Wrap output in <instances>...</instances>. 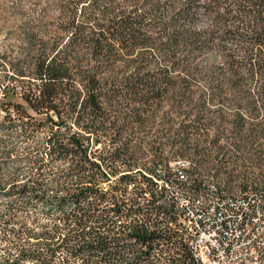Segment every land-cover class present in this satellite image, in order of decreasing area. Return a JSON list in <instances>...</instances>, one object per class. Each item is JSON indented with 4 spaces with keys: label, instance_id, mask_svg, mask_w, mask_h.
<instances>
[{
    "label": "trees",
    "instance_id": "obj_1",
    "mask_svg": "<svg viewBox=\"0 0 264 264\" xmlns=\"http://www.w3.org/2000/svg\"><path fill=\"white\" fill-rule=\"evenodd\" d=\"M144 2L61 0L58 34L46 35L50 45L38 47L41 31L30 22L21 29L22 56L4 67L27 81L23 104L0 96V107L5 121L26 122L1 124L0 131L20 132L16 139L41 132L42 122L28 123L32 114L49 127L42 144L27 143L21 154L17 141L0 140V198L9 202L0 212V264H198L177 202L157 190L156 166L120 173L114 165L128 167L130 138L123 134L153 115V106L172 101L175 117L184 119L170 142L177 150L190 136L206 139L213 130L216 150H228L229 144L217 146L227 135L232 150H264V0ZM132 57L116 77L115 65ZM123 104L135 106L110 117L108 107ZM215 105L235 112L207 109ZM227 117L228 128L210 127ZM68 121L76 132L65 133ZM106 137L114 150L91 153ZM20 164L29 170L25 181L1 180L21 176ZM116 174L115 184L100 187ZM53 178L60 186L49 197L45 183ZM37 202L44 221L31 217Z\"/></svg>",
    "mask_w": 264,
    "mask_h": 264
},
{
    "label": "rangeland",
    "instance_id": "obj_2",
    "mask_svg": "<svg viewBox=\"0 0 264 264\" xmlns=\"http://www.w3.org/2000/svg\"><path fill=\"white\" fill-rule=\"evenodd\" d=\"M123 1L124 0H120V2ZM133 1L137 2V6H141L145 3L144 0ZM148 1L151 2V0ZM60 4L61 0H0V95L1 97L3 96L5 102L12 101L23 104L20 97L12 94V92L15 91V88L23 89L24 86H26L27 81L10 77V74H15V72L10 70L7 73V69L5 70L4 67L7 63L14 64L22 56L21 52L24 48V40L21 36V29L26 23L30 22L34 27V30L39 29L41 31L38 47L42 45H50L46 35H48V32L50 31L53 32V35L58 34L56 27L62 22L59 17ZM131 5H133V3H130V6ZM57 42L58 45L60 44L57 50H64L63 47L64 43H66V38ZM139 53L141 52H134L135 55H138ZM122 54H125L124 51L121 52V55ZM128 60H133V57L131 59L124 58L122 63L120 62L115 65L114 74H116V77L120 76L122 71L124 73V71L127 72L129 70L124 68V65ZM35 85H37V82L32 81V87ZM4 87L11 91L5 90L1 93ZM1 102L0 99V106ZM134 106V104H131L127 107L123 104L118 107H108L107 111L112 118H115L117 113L118 117H122ZM207 109L210 111L220 110L225 113L235 112V109L232 107L217 105L207 106ZM115 110H118V112H115ZM188 110H190V108ZM152 111H154V114L146 118L141 126L132 125V128L123 134V138L125 139L129 136L130 144L128 149L129 155L126 156V164L128 167H121L119 162L114 164L119 167L120 173L125 172L127 168H133L136 169V171L141 170L142 172H145L147 169H154V166H156L155 173L159 177L155 180L157 190L164 189L166 195L174 197L177 204L185 202L187 198L185 197L186 191H189L190 188L193 189V187H196L197 185L202 188V186H205L208 182H213L218 192L226 194L263 189L264 176L262 175V171L264 170V150H232L229 145L234 142V139L231 135L226 136V134V137L221 138L218 141L217 146H223L225 143L229 144L228 146L226 145L228 150H216V147H211V140L214 139V135L216 134L214 130L208 133L209 137L206 139L201 136H190L187 146L183 147L185 150H177L179 145L171 146L170 142L176 128L184 119L182 117L179 119L175 117L174 104L172 101H165L157 106H153ZM28 112L31 113L30 111ZM3 117L4 113L0 107V126L2 124L4 126L15 127L26 122V120L18 121L13 116L10 118V121H5ZM231 119L232 118L227 117L223 122L217 121L215 124H210V127L214 128L218 125L221 128H228ZM45 121L46 119L44 116H36L32 114V118L28 123L33 124L42 122L44 127H42L41 132L29 134L26 138L16 139V137L20 135V132L0 131V140L5 141L7 145L17 141L14 150H17V154H21V151L26 148L27 143L29 146L43 143L44 139L48 136L47 128L49 127L45 124ZM189 121L190 120H186V124L190 123ZM121 125H123L122 121L121 119H118L117 126ZM64 129L70 130H65V133L68 134L76 132L75 127L71 125L70 121L66 122ZM24 141H26V143H24ZM101 142L100 146L91 149V153H95L99 150H103L104 152H112L114 150V148L107 144V137L102 138ZM43 147H41L40 150H46ZM128 157H130L131 160H129ZM133 160L136 164L133 163ZM178 160H184L189 163V169L185 171L186 179L182 181L177 180L175 174V162ZM20 165H22L20 166L21 176L12 179H10L11 177H4L1 178V180L6 184H10L11 182L22 183L25 181L26 177L29 175V170L26 165ZM190 165L192 166L191 168ZM64 166L65 165H62L60 168L64 170ZM134 172L135 171H132V173ZM8 174H10V171ZM118 176L119 174H116V176L112 177L108 182H104L100 187L106 189L108 185L115 184ZM228 176H231V180H229ZM54 179L55 178H53V181L51 180L45 183L50 191L47 194L49 197L53 196L57 188L60 186H55L53 183L55 182ZM133 188L134 187L131 185L128 188L129 196L131 197L134 196ZM8 204L9 202L7 199L1 197L0 212H3ZM44 212L43 205L40 202H37L31 217L33 220L38 217L37 219L39 221H44L45 219L39 217V215ZM23 264L31 263L25 262Z\"/></svg>",
    "mask_w": 264,
    "mask_h": 264
},
{
    "label": "built area",
    "instance_id": "obj_3",
    "mask_svg": "<svg viewBox=\"0 0 264 264\" xmlns=\"http://www.w3.org/2000/svg\"><path fill=\"white\" fill-rule=\"evenodd\" d=\"M13 92L20 96L21 88ZM184 162H175L177 180L186 179ZM211 192L218 191L208 182L177 204L178 223L198 263L264 264V192H219V200H211Z\"/></svg>",
    "mask_w": 264,
    "mask_h": 264
},
{
    "label": "bare ground",
    "instance_id": "obj_4",
    "mask_svg": "<svg viewBox=\"0 0 264 264\" xmlns=\"http://www.w3.org/2000/svg\"><path fill=\"white\" fill-rule=\"evenodd\" d=\"M184 169H189V163L184 162ZM250 194H257V192L249 191ZM211 200H219V192H211ZM188 246L192 252V243H188ZM193 254V253H192ZM195 261L198 263L197 255H193ZM201 264V263H198Z\"/></svg>",
    "mask_w": 264,
    "mask_h": 264
}]
</instances>
